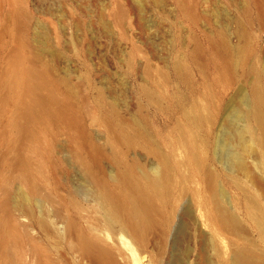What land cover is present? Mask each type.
Returning <instances> with one entry per match:
<instances>
[{
    "label": "rangeland",
    "instance_id": "1",
    "mask_svg": "<svg viewBox=\"0 0 264 264\" xmlns=\"http://www.w3.org/2000/svg\"><path fill=\"white\" fill-rule=\"evenodd\" d=\"M29 68L39 86L26 93ZM253 93L263 129L244 112ZM228 125L246 145L232 165ZM261 137L264 0H0V264H92L64 221L99 234L93 181L123 197L118 169L162 164L137 264H225L238 245L263 248ZM208 174L234 229L217 219ZM113 257L132 264L121 244Z\"/></svg>",
    "mask_w": 264,
    "mask_h": 264
},
{
    "label": "bare ground",
    "instance_id": "2",
    "mask_svg": "<svg viewBox=\"0 0 264 264\" xmlns=\"http://www.w3.org/2000/svg\"><path fill=\"white\" fill-rule=\"evenodd\" d=\"M179 6L183 9H188V5L186 4ZM15 72L16 68L13 67L12 73ZM24 75L26 81L22 85L26 93L31 91L32 88L37 89L39 86L37 83V73L29 68L25 70ZM33 78L35 80L34 83L33 80L31 82ZM33 102L34 106H38L37 101ZM245 102L247 104L244 112L252 116L256 120L257 125L263 129V120L255 106L256 94L253 93L250 98H246ZM203 112L202 114L200 112L198 113L203 115ZM196 114L195 118L201 120V116ZM204 114L203 116L207 117L206 113ZM234 115H237L236 112ZM233 126H230L229 131L226 128V132L224 133L226 137L221 141V149L226 165H232L240 159L236 152V145L246 146L242 131L236 127L231 130ZM133 138L135 140L139 139L137 134ZM257 142L264 150V137L258 139ZM191 158L195 163H198L200 160V157L195 153L192 154ZM167 173L168 171L163 164L154 169L153 175L140 172L134 178L130 177L124 170L118 169L116 171L117 180L128 184L131 189L130 194L123 197L108 187L93 181L96 187L95 199L103 212L102 228L99 234L90 236L77 231L69 220H65L63 229L67 233H75L76 249L88 257L92 264H117L113 257V249L121 244L130 251L132 264H137L134 254L136 247L134 246L141 245L145 233L156 225L157 210L154 206V200L166 189L169 176ZM208 178L214 196L213 199L216 202L217 219L224 225L234 229V227L239 226L236 217L222 205L220 191L212 181V175L208 174ZM254 217L257 222L261 221L260 213H256ZM39 223L43 226L44 219H39ZM107 238H110L111 241L108 242ZM230 252L228 260L226 262L224 261L225 264H264V247H256L251 241L232 248ZM0 263L2 262L0 261Z\"/></svg>",
    "mask_w": 264,
    "mask_h": 264
}]
</instances>
